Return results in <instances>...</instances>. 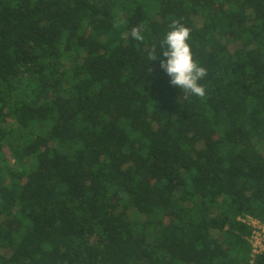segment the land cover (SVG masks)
Segmentation results:
<instances>
[{"label":"trees","instance_id":"1","mask_svg":"<svg viewBox=\"0 0 264 264\" xmlns=\"http://www.w3.org/2000/svg\"><path fill=\"white\" fill-rule=\"evenodd\" d=\"M173 21L203 97L160 68ZM248 218L264 0H0V264H247Z\"/></svg>","mask_w":264,"mask_h":264},{"label":"clouds","instance_id":"2","mask_svg":"<svg viewBox=\"0 0 264 264\" xmlns=\"http://www.w3.org/2000/svg\"><path fill=\"white\" fill-rule=\"evenodd\" d=\"M164 40L161 42L162 56L165 59L160 61V68L170 78L169 83L175 88H181L186 93L194 94L198 97L205 95V89L198 84L203 79L207 71L199 66L192 57L191 49L187 41L190 38V30L179 21H173ZM133 39L142 41V26H134L130 29ZM150 58H157L155 50L150 53Z\"/></svg>","mask_w":264,"mask_h":264},{"label":"built area","instance_id":"3","mask_svg":"<svg viewBox=\"0 0 264 264\" xmlns=\"http://www.w3.org/2000/svg\"><path fill=\"white\" fill-rule=\"evenodd\" d=\"M243 221L252 229L248 239L251 249L247 264H254L257 256H264V223L251 218Z\"/></svg>","mask_w":264,"mask_h":264}]
</instances>
